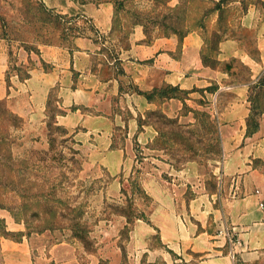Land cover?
<instances>
[{
	"label": "rangeland",
	"instance_id": "374dc122",
	"mask_svg": "<svg viewBox=\"0 0 264 264\" xmlns=\"http://www.w3.org/2000/svg\"><path fill=\"white\" fill-rule=\"evenodd\" d=\"M190 31L202 37L204 64L217 65L220 34L237 37L256 56V35L264 33V0H0V239L30 237L34 255L39 245L48 248L72 241L84 264L99 249L108 256L98 264L111 259L113 264H128L132 224L135 219L146 221L155 209L154 197L144 187L152 182L147 153L164 157L173 170L195 161L203 184L208 189L216 186L213 169L221 166V133L209 102L201 97L186 101L181 111L187 117L168 116L162 102L167 96L182 97L185 91L170 84L145 91L131 87L126 73L131 66L121 58L136 32L143 35L142 42L161 36L179 42ZM86 46L93 48L94 70L103 77L121 75L120 90L132 89L151 102L149 107L139 104L134 119L137 131L149 126L153 138H138L136 131L130 136L133 166L118 176L88 160L89 145L81 146L80 141L82 126L70 131L56 120L64 113L55 80L60 71L42 58L41 48L59 49V63L65 64L68 51ZM178 51L179 43L170 54L176 57ZM220 67L232 68L237 79L247 77V67L236 59ZM249 90L245 135L251 138L240 145L250 167L264 170V158L252 157L264 153V74ZM114 109V117L117 112L119 117L116 125L112 120L111 146H120L131 114L128 107ZM192 172L186 171L182 179L188 181ZM162 177L163 173L157 179L161 185ZM231 181L239 186L242 178L226 179ZM248 189L252 192L254 186ZM155 194V202L165 196L162 190ZM148 242L157 245L156 234ZM251 262L264 264V254Z\"/></svg>",
	"mask_w": 264,
	"mask_h": 264
},
{
	"label": "crops",
	"instance_id": "0c3cea01",
	"mask_svg": "<svg viewBox=\"0 0 264 264\" xmlns=\"http://www.w3.org/2000/svg\"><path fill=\"white\" fill-rule=\"evenodd\" d=\"M142 37L136 32L129 47L121 53L125 64L131 66L130 71L125 70L131 87L145 91L170 84L185 91L184 96L166 98L161 104L168 116H178L179 120L187 117L181 111L186 101L198 97L208 101L209 112L221 133L222 159L221 166L213 169L217 184L208 189L200 180L195 161L173 170L159 154L145 155L144 159L151 162L152 170L148 175L152 182L144 187L154 197L155 209L146 221L135 219L132 224L128 264H253L251 259L264 254V170L250 167L248 154L242 151L240 144L251 138L245 135L251 111L249 86L256 84L264 74V33L256 35V56L244 49L237 37L221 38L217 44L215 66L202 62L203 40L196 31L187 32L179 42L173 36L156 37L150 42L140 41ZM178 43V55L174 57L170 53ZM92 53L90 46L86 49L76 47L73 52H67V62L60 64L59 49L41 48L42 58L51 60L60 71L55 80L64 113L56 117L57 123L70 131L82 126L80 141L81 146L85 142L89 145L88 160H96L110 174L118 176L133 166L130 136L136 131L138 138H153L149 126L144 125L138 132L134 119L139 104L145 103L149 107L151 102L132 89L120 90L121 75L101 76L92 67ZM235 59L248 69L245 80L237 79L232 68L220 67L224 61ZM73 69L77 70L75 75ZM82 106L94 112H84ZM117 106L128 107L131 115L123 144L111 146L112 120L115 119L114 125L118 124V112L114 117ZM254 156L264 158V153ZM189 170L193 172L192 177L186 179L188 183L182 177L187 178L185 173ZM161 173L165 182L162 185L157 182ZM231 176L242 178L239 186L233 181L226 183ZM249 186H254L252 192ZM186 189H189L187 196L183 195ZM161 190L165 196L162 201L155 202V192ZM221 226L239 239L233 258L229 255L231 244L217 232ZM152 234L157 236V245L148 242ZM28 239L30 237L19 241L1 238L3 264H84L72 241H58L48 248L39 245L34 255ZM104 256L108 255L99 249L96 255L88 256L85 264H98L99 258ZM107 264H113L112 259Z\"/></svg>",
	"mask_w": 264,
	"mask_h": 264
},
{
	"label": "built area",
	"instance_id": "2783aa9c",
	"mask_svg": "<svg viewBox=\"0 0 264 264\" xmlns=\"http://www.w3.org/2000/svg\"><path fill=\"white\" fill-rule=\"evenodd\" d=\"M260 205H262L260 203ZM218 234L224 236L226 240L231 244L232 248L229 250V255L233 258L234 257V247L239 243V239L236 237V235L229 231L225 226H221L217 230Z\"/></svg>",
	"mask_w": 264,
	"mask_h": 264
},
{
	"label": "trees",
	"instance_id": "16d2710c",
	"mask_svg": "<svg viewBox=\"0 0 264 264\" xmlns=\"http://www.w3.org/2000/svg\"><path fill=\"white\" fill-rule=\"evenodd\" d=\"M221 35V34H220ZM219 35V37H218V40H217V44H218V42L220 41V39H221V36ZM217 63V62H216ZM180 90V89H179ZM167 97H178V96H167Z\"/></svg>",
	"mask_w": 264,
	"mask_h": 264
}]
</instances>
